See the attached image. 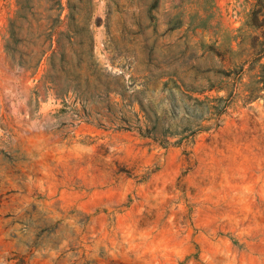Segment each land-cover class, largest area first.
Instances as JSON below:
<instances>
[{
	"label": "rangeland",
	"instance_id": "obj_1",
	"mask_svg": "<svg viewBox=\"0 0 264 264\" xmlns=\"http://www.w3.org/2000/svg\"><path fill=\"white\" fill-rule=\"evenodd\" d=\"M257 1L0 0V264H264Z\"/></svg>",
	"mask_w": 264,
	"mask_h": 264
},
{
	"label": "water",
	"instance_id": "obj_2",
	"mask_svg": "<svg viewBox=\"0 0 264 264\" xmlns=\"http://www.w3.org/2000/svg\"><path fill=\"white\" fill-rule=\"evenodd\" d=\"M84 29V32L87 33V29L86 27L83 28ZM89 40L88 36H87V41ZM89 55H90V52H89V48H85L83 50V57L85 59L86 62H88L89 64H91L90 60H89ZM116 82H118L119 84L121 83L120 81V78H113Z\"/></svg>",
	"mask_w": 264,
	"mask_h": 264
},
{
	"label": "trees",
	"instance_id": "obj_3",
	"mask_svg": "<svg viewBox=\"0 0 264 264\" xmlns=\"http://www.w3.org/2000/svg\"><path fill=\"white\" fill-rule=\"evenodd\" d=\"M257 2H260V0H258ZM70 5H69V2H68V7H69Z\"/></svg>",
	"mask_w": 264,
	"mask_h": 264
}]
</instances>
